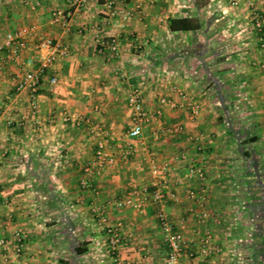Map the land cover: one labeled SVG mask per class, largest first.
Returning a JSON list of instances; mask_svg holds the SVG:
<instances>
[{"label": "crops", "instance_id": "0c3cea01", "mask_svg": "<svg viewBox=\"0 0 264 264\" xmlns=\"http://www.w3.org/2000/svg\"><path fill=\"white\" fill-rule=\"evenodd\" d=\"M109 1L131 18L121 24L119 16L111 17ZM258 6L264 11V0ZM54 13L66 20L54 22ZM183 19L198 29L171 30V21ZM23 28L33 29L34 38L20 60L5 62L0 52V240L16 230L27 240L20 258L0 251V264H114L94 206H105L110 221L123 222L132 234L133 242L119 252L124 262L162 264L168 249L159 207L140 214L109 204L122 199L130 183L149 185L152 162L170 166L166 189L176 199L161 208L196 242L193 251L204 234L221 250L207 259L186 256L181 264H264V47L243 4L88 0L76 7L72 0H0V45ZM96 35L118 39L116 59L98 55ZM44 38L68 55L45 74L31 119L29 97L15 95V86L22 62L36 57L32 45ZM134 88L142 91L152 120L125 157L131 126L126 97ZM180 94L199 105L196 119ZM77 120L84 121L81 127ZM96 127L114 138L115 164L83 189ZM173 128L179 132H168ZM190 191L203 198L211 216L205 223L193 218L200 210L188 199Z\"/></svg>", "mask_w": 264, "mask_h": 264}, {"label": "built area", "instance_id": "2783aa9c", "mask_svg": "<svg viewBox=\"0 0 264 264\" xmlns=\"http://www.w3.org/2000/svg\"><path fill=\"white\" fill-rule=\"evenodd\" d=\"M259 0H229L232 7L244 5L250 15L251 24L260 38V42L264 47V11L258 6ZM72 4L76 7H82L88 4V0H72ZM38 6L35 4L33 8ZM106 8L110 12V16H119L121 24L127 22L132 14L129 11L116 10L112 1L107 2ZM66 18L61 13L53 14L54 22H64ZM79 33H81L79 31ZM34 38L33 29L23 28L12 34L7 35L4 42L0 45V52L4 53L5 62H16L20 60L21 53L29 49L28 40ZM97 52L100 56H105L108 60L116 59L119 53V42L116 37L105 39L101 35H96ZM35 53V58L26 59L22 62L23 72L19 75L15 86V95L20 96L24 93L29 97V117L34 119L38 114V103L36 96L41 87V83L45 74L53 68V65L67 57L68 52L65 49H60L51 39H40L35 42L32 47ZM264 74V63L259 66ZM58 82L56 76L49 79L50 85L54 86ZM182 99L186 101L187 110L190 113L191 119H196L200 113L199 105L186 97L185 94H180ZM126 102L131 112V126L124 135L125 157L132 156L134 145L132 141L142 139L144 129L150 124L152 118L148 111L144 108L142 91L139 88L132 89L127 97ZM162 104L167 103L166 100H161ZM174 107L173 104H170ZM97 111V109H96ZM67 121L69 118H63ZM87 122V119L84 120ZM81 120L76 121V126L81 127ZM12 123L10 122L9 125ZM92 138L95 142V151L93 160L84 166V179L81 182V187L91 188V179L99 175L104 169L110 168L115 164V159L110 153V147L114 144V138L104 130L103 127H96L90 130ZM168 132L177 133L178 128L168 130ZM154 139L159 138V133L153 132ZM169 164L156 162L151 163L150 174L151 182L149 185H138L130 183L127 192L122 199H116L109 203L115 210L132 209L138 213H143L150 205H157V223L161 230L162 241L167 246V257L162 264H181V261L186 256L191 258L195 254L204 259L211 258L221 253L218 246L213 243L210 234H204L198 241L197 253L191 248L196 245L194 240L187 239L176 227L172 218L161 208L167 201L175 200L176 197L169 194L166 189V176L169 171ZM97 194V193H96ZM188 199L194 202L200 212L192 213L193 218L205 223L210 219V214L205 212L203 198L197 193L190 191ZM1 206V205H0ZM96 226L104 233L107 243V252L114 264H130L124 262L120 257V250L133 242V236L129 233L127 226L123 222H111L105 206H94L91 208ZM193 212V211H191ZM27 235L23 230H16L11 239L0 240V251L6 252L12 250L17 258L23 256L26 250ZM4 261L7 262L4 256Z\"/></svg>", "mask_w": 264, "mask_h": 264}, {"label": "trees", "instance_id": "16d2710c", "mask_svg": "<svg viewBox=\"0 0 264 264\" xmlns=\"http://www.w3.org/2000/svg\"><path fill=\"white\" fill-rule=\"evenodd\" d=\"M180 25H182V28H179L178 27V29H175V27L176 26H180ZM171 30H181V31H190V30H197L198 28H194V27H192L191 26V24H190V21L189 20H185V19H183V20H173V21H171ZM181 27V26H180ZM263 227H264V225H263ZM262 227V228H263ZM262 231V229H258V232H261ZM81 252H79L78 254H80ZM260 254V256H262V255H264L263 254V251H261V253H259ZM261 259V258H260ZM264 259V258H263Z\"/></svg>", "mask_w": 264, "mask_h": 264}]
</instances>
